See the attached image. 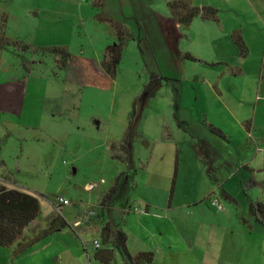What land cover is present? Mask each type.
Listing matches in <instances>:
<instances>
[{"label": "rangeland", "instance_id": "374dc122", "mask_svg": "<svg viewBox=\"0 0 264 264\" xmlns=\"http://www.w3.org/2000/svg\"><path fill=\"white\" fill-rule=\"evenodd\" d=\"M239 1L235 0V9L217 11V17L224 24H232L236 16L244 22L253 17L251 13L238 9L243 5V1ZM67 2L70 0H0V12L7 14L5 35L11 41L0 48V185L20 188L38 199L36 222L27 227L22 236L27 234V237H32L38 233L46 227L47 217L54 212H59L67 222L66 226L29 246L34 251L30 256L23 254L26 249L22 252L25 256L15 260L11 248L0 246V264H38L46 260L47 251L54 252L60 248H64L66 257L76 264H101L94 257L95 249L92 248V240L99 239L97 225L102 220L101 215L78 227L73 222L81 220L80 214L84 210L92 208L94 213L95 209L99 213L100 208L92 205L99 204L96 197L99 187L108 189L121 172L129 170L136 182L135 161L138 160V154L144 163L149 162V170L161 171L159 185H163L166 170H170L168 157L173 144L159 138L164 116H171V109L177 101L173 97L175 90L172 85H181L186 94L194 86L202 92L199 98L192 96L189 99L186 94L183 96L182 102L190 104L194 121L187 125V134L181 132L185 140L178 143L184 160H181L182 167L173 187V205L200 186L198 173L189 169L193 163L190 164L184 156L192 159L191 143L195 141L192 135L199 136L202 133L196 120L206 114L221 126L220 130L229 133L232 149L230 152L227 151L230 149H224L223 159L226 161L223 160L224 164L216 173L218 181L215 187L221 185L230 198L223 197L222 190L216 188L220 209L201 203L189 209L192 217L183 216V222L189 228L196 225L204 239L201 248L191 244V248H195L192 255L185 253L184 243L177 238L171 225L162 220L159 239L162 244L171 243L177 255L168 258L154 249L151 263L142 261L138 264H239L238 261H242V264H264V231L248 211L249 202L254 205L261 202L264 205V153L261 152L264 144L258 139L257 142L249 140L245 126L240 122L244 116L241 113L243 105L226 93L219 96L214 92L211 83L218 76L216 73H208V83H203L201 66H194L196 64L190 60L184 61L194 67L186 73L183 69L180 71L169 67L164 57L167 48L151 46L167 80L160 81L161 85L145 104L138 122L142 136L135 137L132 142L134 156L131 167L126 168L111 158L108 150L114 138L122 135V119L125 124L133 99L140 95L150 80V73L145 67V62L151 65L150 46L142 45L141 52L137 40L124 43L116 73L111 77L101 68L103 49L113 41L106 30L110 25L90 19L92 10L88 11L85 6L81 11L83 20L79 23L77 12L74 13L72 9L59 15L50 10L59 4L70 8ZM161 2L164 5L166 0ZM181 31L187 35L188 30L184 27ZM178 42L182 47L187 44L183 37ZM55 47L67 51V60L69 55L74 56L76 62L69 61V64L79 70L77 79L75 73L78 72L69 75L65 72V76L58 72L56 63L59 55L53 51ZM231 49L233 52L230 46L223 44L209 47L207 52L209 56L232 62L236 60L234 56L240 53L233 38ZM253 50L249 57L251 61L248 58L245 66L249 61L254 65V57L264 60V47L262 49L257 45ZM197 52L200 55L205 50ZM247 52L246 47L240 56H245ZM258 66L257 70L252 67L253 78L249 79L248 83H251L248 85L257 82L258 76L264 77V63ZM53 72L59 73L55 74L57 79L51 77ZM221 82L223 84L224 79ZM261 103L264 104V101ZM233 106H236L235 111ZM182 110L189 114L187 108ZM256 134L262 135V131L258 129ZM142 140H148L149 146L146 147ZM142 174V169L138 168L137 176L142 177ZM93 182L98 187L93 191L84 190L86 183ZM134 182L130 185L127 182L124 188L130 200L147 192L144 187L136 188ZM59 196L69 201L61 210L53 205ZM154 196L158 202L164 200V194ZM130 215L133 213L130 212ZM253 222L256 223L257 233H253L249 239H239L236 232L240 224L248 228V223ZM189 228L185 231L189 232ZM130 229L136 233L139 226L132 224ZM231 230L234 232L230 233ZM134 241L137 240L131 236L127 247L130 245L133 250ZM227 241L229 243L226 245ZM234 242L237 243L235 248ZM42 245L47 246L41 248ZM100 245L101 249L109 246ZM110 264H124L119 251H113Z\"/></svg>", "mask_w": 264, "mask_h": 264}, {"label": "crops", "instance_id": "0c3cea01", "mask_svg": "<svg viewBox=\"0 0 264 264\" xmlns=\"http://www.w3.org/2000/svg\"><path fill=\"white\" fill-rule=\"evenodd\" d=\"M161 1L162 0H102L101 5L97 7L94 5L93 0H85V2L82 0H70V2H67L70 8H65L63 6L64 4H59L57 6L51 7L50 10L56 11V13L59 15L72 9L71 11H73L74 13L75 11L77 12L76 19L79 23L81 20H83L81 12L82 7H88V11L92 10V12L89 13L90 19H93L94 21L96 20L99 23L107 22L110 25V28L107 27L106 30L112 36L113 41L110 40L112 43L110 42L109 44H113L117 41L114 23L120 25L122 30L124 31L125 44H127L130 40H137V45L140 48L141 52H143L141 48L142 45L150 46V61L153 67L146 64L145 62L146 71L150 73V79L152 77L165 78L163 76L164 74L162 72L161 66L158 62V56H156L151 46H165L167 48L166 53H164V57L167 62L166 65H168L169 67L179 69L180 71L183 69V71L185 70L186 73V71H189L190 68L194 67L193 65H188L186 62L184 63V61L190 60L191 62L196 64L194 66H201L203 83H208V73H216L218 76L215 77L211 83L214 86V92L219 96H222L226 93L231 98L243 105L241 113H243L242 115L244 116L242 120H240V122L245 126L249 140L256 141L258 139L257 141L264 144V104L261 103L262 101H264V77L258 76L257 82L255 81L252 82V84L248 85L249 83H251H248L249 79L253 78L252 76L254 71H251L252 67L257 70V67H259L258 65L260 63H264V60L262 58L259 59L258 57H254V60L256 62L254 65H252L249 58L254 51V46L260 45L262 49L264 47V0H241L243 1V5H240L238 9L249 12L253 15V17L248 22L242 21L238 16H236V21H233L232 24H224V21H222L220 17H217V20L215 21L201 19L200 17H194L187 25L178 23L177 20L171 15L167 3L173 0H166V3L164 5ZM189 1L193 5L199 7H214L217 9V11L221 9L231 10L237 8L235 0ZM182 27L188 30L187 35L181 31ZM234 31H241L240 36L242 41H244V43L246 44L248 50L247 54L243 57L240 56V53H238V55L236 56L233 55L236 60H233L232 62L228 61L227 59L219 60V58L209 56L207 49L209 47L214 48L215 45H228L230 46V50H232L233 52V49H231V35ZM182 37L187 41V44L183 47L180 46L178 42V40ZM201 49L205 50L204 54H197V51H200ZM186 55H189L191 58L186 57ZM69 57L70 58H68L67 62L64 65H60L58 61L56 63L58 72L61 73L62 76H65V72H67L69 75V73L73 74L74 72L79 71L78 69H76V66L73 67V65L69 64V61L70 63L76 62L74 56L69 55ZM248 58L250 61L248 65L245 66ZM195 72L198 71L195 70ZM59 73L53 72L51 77L57 79L58 76H56L55 74ZM101 74L106 78V75L104 73L101 72ZM79 76L80 72L75 73L76 79ZM222 79H224L223 84L221 82ZM172 88L175 90V96L173 97L177 101L174 102V108L171 109V116H169L168 118L167 116H164L165 120L162 123L159 138L163 141L165 140L170 142V144H173L171 145L172 151H170V157H168L170 170H166V175H164V178L166 179H164L163 185H159V176L161 175V171L149 170V162L144 163L142 157L138 154V160L137 162L135 161V174L137 178L136 182H134L135 176L133 177L132 175H130L131 173L129 170L120 173V183H122L120 184L121 186L118 189L119 192H117L116 196L114 195V200L116 199L118 203L112 202V204H110L109 206H101L100 203L102 201V198L106 193H108L114 183L111 184L108 189L99 187V195L96 196L97 202L99 204H97L98 206H96V204H92L93 206L100 208L99 213H97L96 209L94 208L95 213L89 216V219L85 221L83 219L84 214L92 208L89 210H84L80 214L81 220L78 219L73 222V224L78 227L81 225V223H90L93 220V217L100 214L102 220L97 225L99 233L102 224L106 221H110L113 224L122 222V229L126 234V247L127 242H129L131 236L135 240H137L136 242L134 241L133 250L130 245L127 247L129 252L132 251V253L130 252L131 255L139 252L152 253L154 252V249H157L158 254L162 253L165 257L168 258H173V256L177 255L175 254L177 253V251L172 248L171 243L165 242L164 244H162L159 239L160 235L162 234V231L159 227L162 220L171 225L173 231L176 233L177 238L182 243H184L186 250L185 253L192 255L195 248L192 249L191 244H193V246H197V248H201L203 247L204 239H202L201 235L198 233L199 229H197V226L193 225L192 227H194V229L192 227L189 228L188 224L183 222V218L186 215H188V218L192 217L190 216L192 215V213L189 211V209L198 207L201 203H208L211 205L210 199H218L216 188H220L222 190L221 195L223 197H225L224 195L227 194L228 196L225 198H230V194L226 192L221 185L215 187V184L218 181V178H216V173L224 164V149H230L227 150L228 152H230L232 149L231 142L229 141V133H227L228 131L226 130H221L226 136V140L212 133L208 128V124H211L218 129L222 128L221 126L216 124L215 121L211 120L206 114L205 117H199V120H196L197 126L202 133L199 134V136L192 135V138H195V141L197 138L207 141L218 153V156H216L215 161L212 162V165L208 166L201 161L200 156L196 151L195 141L194 144L191 143L192 159L188 158L187 156L184 157L189 161L190 164L193 163L192 165L194 167L190 166L189 169H194L198 173L200 186H198V189L196 191H192L191 193H189V195H184L183 200H181L178 204L173 205V187H175L176 185L178 171L182 167L181 160H184L178 143L185 140V137H183L185 135H181V132L183 131L185 134H187V132L189 131L186 127L187 125H190L194 120L190 111V104H188L187 102V104H184L182 102L183 96L186 94L185 90L181 85L179 87H177V85H172ZM185 96H187L189 99H191L192 96L199 98L202 96V92L197 86H194L192 91L188 92V94H186ZM241 99H244V101L241 102ZM235 107L236 106H233V111H235ZM184 108H187L189 114L185 113L182 110ZM144 109L145 106L142 108L141 114L143 113ZM128 118L129 114L128 117L125 118V124L124 120L122 119V125L120 128L122 135L119 138H114L113 142L109 145L108 150L110 157L123 164L126 168H130L131 165H128L126 162L114 158L112 156L110 147L113 145L117 146L121 142ZM178 122H181V125H179ZM138 125L136 129L137 134L135 137L140 135L142 136V133L138 130ZM258 129L262 131V135L256 134V131ZM142 142L144 145H146V147L149 146L148 140H142ZM261 152L264 153V148H262ZM132 156H134L133 147ZM263 163L264 158L262 167ZM226 164L229 165V163L227 162ZM138 168L142 169L143 174L145 173L144 175L142 174V177L137 176ZM209 168L213 169V178L210 177ZM72 169L73 171L75 170V168ZM127 182L129 185L131 184V182H134V186L136 188H146V194H142L141 196L130 200L128 193L124 192V188L127 187ZM93 184L94 186L92 188H89V185ZM96 185L97 184L94 182L86 183L83 188L87 191H93L94 188L98 187ZM6 187L13 188L10 186ZM158 193L164 194V200L160 202L156 200L154 195ZM68 204L69 201L67 204H58V209L61 210L64 205ZM130 212H132L133 215H130ZM253 217L255 218V222L258 224V226H261L256 221L257 219H261L259 214H255L253 215ZM35 222L36 221L34 219L28 225V227H30L32 224H35ZM154 223H156L155 227ZM256 223H248V228L242 227V225L240 224L238 232H236V236H239V239H249L253 233H257L256 230L258 229H256ZM132 224L139 226L138 232L134 233L130 229V226ZM188 228L189 232L188 230L185 231ZM24 230H26V228ZM229 232L233 233L234 230H231ZM228 243L229 241L226 242V245ZM46 246L47 245H42L41 248H45ZM236 246L237 243L234 242L233 248H235ZM13 247L14 245L9 246V248H11V255L15 260L20 256H25L23 254H26V256H30V254L34 252L31 248H29L24 251L23 254L21 253L18 255H13ZM62 262L63 264H76L74 260L66 257L64 248H60L54 252H52V250L47 251L46 260L39 262L38 264H62ZM238 263L242 264V261H238Z\"/></svg>", "mask_w": 264, "mask_h": 264}, {"label": "trees", "instance_id": "16d2710c", "mask_svg": "<svg viewBox=\"0 0 264 264\" xmlns=\"http://www.w3.org/2000/svg\"><path fill=\"white\" fill-rule=\"evenodd\" d=\"M94 5L99 7L102 0H93ZM168 8L171 15L177 20L178 23L187 25L194 17H200L206 20H217V9L211 6H196L189 0H173L169 1ZM7 26V14L0 12V48L4 45L11 43L5 35V29ZM114 28L117 36V41L113 44H109L103 51V57L101 60V68L108 75L113 77L116 73L118 64L120 62L122 49L124 46V31L121 26L114 23ZM234 43L240 50V54L246 50V47L241 39L238 31L232 33ZM53 51L56 55H59L60 65L66 63L68 53L63 48L55 47ZM186 57L191 58L189 55ZM155 78L152 77L147 84L143 87L140 95L133 99L132 107L129 113L124 135L119 145L111 146L112 156L121 161L126 162L128 165L132 162V142L137 134V125L139 122L142 108L145 106L149 97H151L160 85V80L167 78ZM181 125V122H178ZM209 130L226 140L224 133L218 128L208 124ZM196 151L198 152L201 161L210 166L215 161L218 153L203 139H196ZM264 168V163H263ZM210 177L213 178V169L209 168ZM121 174L115 178L113 186L108 193L104 195L100 203L101 206H109L114 203H118L114 200V195H117L120 188ZM225 197L228 195L225 194ZM218 200V199H217ZM53 205L56 204L53 202ZM127 207V206H126ZM39 210L38 199L25 190L13 187L7 188L4 185H0V246H13L12 254L18 255L24 250L28 249L34 242L39 239L47 237L54 230H58L67 225L65 219L59 214V212L51 213L47 217L46 227L41 229L38 233L32 237H23L22 233L25 228L36 218ZM248 211L252 215L259 214L261 219L256 221L262 226L264 230V205L261 202H257L255 205L249 202ZM100 244L109 245L107 248L101 246L94 251V257L101 262V264H110L113 251L117 250L123 258L124 264H138L142 261L151 263L153 254L151 252H139L135 255H131L126 247V234L122 229V222L116 224L106 221L102 224L99 233Z\"/></svg>", "mask_w": 264, "mask_h": 264}, {"label": "built area", "instance_id": "2783aa9c", "mask_svg": "<svg viewBox=\"0 0 264 264\" xmlns=\"http://www.w3.org/2000/svg\"><path fill=\"white\" fill-rule=\"evenodd\" d=\"M93 186H94V184L93 185H89V188H92ZM54 201H55L57 209L59 208L58 204L63 205V204H67L68 203V200L66 198L61 197V196L57 197ZM210 203H211V205L216 206L219 209L221 208V205H220V203L218 202L217 199H210ZM136 210H139V209H136ZM93 214H94V211L90 210V211H88L87 213L84 214L83 219L85 221H87L89 219V216H91ZM100 246L101 245H100L99 239H93L92 240L93 249H98V248H100Z\"/></svg>", "mask_w": 264, "mask_h": 264}, {"label": "flooded vegetation", "instance_id": "af4514ba", "mask_svg": "<svg viewBox=\"0 0 264 264\" xmlns=\"http://www.w3.org/2000/svg\"><path fill=\"white\" fill-rule=\"evenodd\" d=\"M58 63L60 64V61L57 59Z\"/></svg>", "mask_w": 264, "mask_h": 264}]
</instances>
